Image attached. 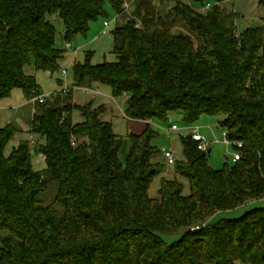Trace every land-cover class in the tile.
Wrapping results in <instances>:
<instances>
[{
    "label": "trees",
    "instance_id": "trees-1",
    "mask_svg": "<svg viewBox=\"0 0 264 264\" xmlns=\"http://www.w3.org/2000/svg\"><path fill=\"white\" fill-rule=\"evenodd\" d=\"M156 1L0 0V102L15 91L28 100L43 97L28 67L59 72L65 51L50 16L62 20L70 43L107 15L109 3L125 20L113 32L117 62L94 66L89 54L74 67V87L98 84L116 99L127 97L130 120L166 124L182 112L192 127L203 115L224 116L219 128L241 160L230 165L227 158L225 169L215 170L209 152L182 136L185 160L174 166L190 194L178 178H163L153 198L152 183L165 165L150 124L129 136L122 160L125 140L102 121L106 107L78 105L75 88L37 101L30 133L44 171L34 169L29 141L6 155L22 130L0 123V233H8L0 264H264V207L209 224L220 212L264 201V23L240 32L239 15L222 1L206 11ZM76 111L82 123H74ZM180 231L174 244L162 237Z\"/></svg>",
    "mask_w": 264,
    "mask_h": 264
},
{
    "label": "rangeland",
    "instance_id": "rangeland-1",
    "mask_svg": "<svg viewBox=\"0 0 264 264\" xmlns=\"http://www.w3.org/2000/svg\"><path fill=\"white\" fill-rule=\"evenodd\" d=\"M176 1L180 0H163L165 3L164 7H171ZM181 1L190 4L194 9L199 11H202L208 4L214 6L218 4L219 1H222L220 5H222L226 11L236 12L239 15L237 26L240 32L249 28L261 26L262 20L264 19V5L260 4V0ZM156 4L160 7V0H157ZM105 10L107 15L99 17L96 21L92 22L86 35L79 34L75 40L70 43L63 40L65 25L59 16L53 15L49 17L50 22L54 24L57 30V47L65 51L64 60L61 62V68L59 72L54 75L50 72L37 71L34 66L27 68L28 71H30L29 69L33 71L32 75L40 85L44 97L50 98L62 91L59 81L64 83V88H75L74 67L77 63L84 64L89 54H91V63L94 66L117 62V56L114 54L115 43L113 32L116 27L123 24L125 20L117 18L116 12L109 3H106ZM133 10L134 7H131L130 10H128V13L131 14ZM106 24H111V26L108 28L107 34L102 36V33L106 29ZM179 30L184 34H189V31L185 26H182ZM68 44L72 45V49L68 48ZM64 72H67V76L64 75ZM84 89L85 88H75V103L85 106L93 102L95 108L106 107V111L101 116V119L104 122L112 124L115 133L125 140L121 153L122 160H125L131 146L129 136L136 133L129 119L125 116L128 101L127 97L116 99L112 96L109 87L98 84L89 89L92 90L90 94H87ZM29 103L30 100H28L25 94L21 91H15L10 99L0 102L1 125L6 126L14 122L22 130V132L16 136L15 140L8 145L6 155L9 156L14 148H17L21 142L29 141L32 145V163L34 169L38 172H42L47 167L45 158L43 155L36 153L35 145H33L32 142L37 143L38 140L34 135L27 131V126L32 121L34 115L32 109L27 107L28 105H31ZM73 118L75 124L84 121L81 112L78 111L74 113ZM223 119L224 116L211 117L203 115L200 120L190 128L184 122L183 113L176 112L170 114L169 122L166 124L157 121L160 124V129L158 133L159 136L154 141V145L163 153L157 160L165 165V172L158 176L152 183L150 190L151 197L157 198L159 196V190L163 178L169 180L178 178L185 185L184 194H190V184L188 180L176 174L175 166L169 164V161L164 154L166 152H173L176 161L185 160L181 137L184 136L187 138L192 136L195 130H198L200 135L211 143V153L208 154V158L209 164L213 169L224 170L228 163L227 158L229 159V164H233L234 156L237 154L238 150L232 146V143L227 145L224 142V137L228 135V132L219 128V122ZM173 126H178L180 130L171 132L170 130ZM260 207H264V201L250 202L236 210L218 213L215 217L209 220V224L214 225L224 219H239L246 213ZM184 233L185 231H180L179 233L163 235L162 237L166 243L174 244L183 237ZM7 235V232L0 233V254L2 248L1 238Z\"/></svg>",
    "mask_w": 264,
    "mask_h": 264
},
{
    "label": "built area",
    "instance_id": "built-area-1",
    "mask_svg": "<svg viewBox=\"0 0 264 264\" xmlns=\"http://www.w3.org/2000/svg\"><path fill=\"white\" fill-rule=\"evenodd\" d=\"M124 6H125L126 10H129L132 5L130 3H128V2H126ZM209 8H210V5H208L205 9H203V11H206ZM105 26H106V29L102 33V36L107 34L108 28L111 26V24H106ZM68 48L72 49V45L68 44ZM64 75L67 76V72H64ZM66 90H68V88L67 87H65V88L63 87L62 91H66ZM89 92L90 91H88V93ZM45 98L46 97H44V96L40 97L38 99L33 98V99L30 100V104L31 105H35L37 101H40L41 103H43ZM178 130H180L178 126H173L172 127V131H178ZM192 137H193L194 141L198 142V144H199L198 145V149L201 152H203V153L209 152V150L211 149V143L209 141H207L203 136H201L198 130H195L193 132ZM224 142L227 145L231 144V142L227 139L226 136L224 137ZM236 146H237L238 149H242L244 145L242 143H237ZM165 157L168 159L170 165H175L176 159H175V154L173 152H166L165 153ZM241 158H242V153L240 151H238L237 154H235L233 161L237 162V161L241 160Z\"/></svg>",
    "mask_w": 264,
    "mask_h": 264
},
{
    "label": "crops",
    "instance_id": "crops-1",
    "mask_svg": "<svg viewBox=\"0 0 264 264\" xmlns=\"http://www.w3.org/2000/svg\"><path fill=\"white\" fill-rule=\"evenodd\" d=\"M221 7L223 8V6L221 5ZM205 9V8H204ZM238 21V20H237ZM263 23H264V19L262 20V25H263ZM30 71H28V69H27V73L28 74H30V75H32L33 74V71L31 70V69H29ZM63 89V88H62ZM85 91H86V93L87 94H90L91 92H92V90H89V89H84ZM88 91H90L89 93H88ZM30 104V103H29ZM28 108H31L32 109V112H33V114H34V112H35V106H32V105H28L27 106ZM129 121H130V123L132 124V126L134 127V129H135V132L136 133H134L135 135H140V134H142L145 130H146V128H147V126L150 124L151 125V127L153 128V130L154 131H156L157 133H159V129H160V124L157 122V121H152V122H144V121H137V120H130L129 119ZM30 124H31V122H30ZM30 124L27 126V131L28 132H30V128H31V126H30ZM189 127V126H188ZM191 128V127H190ZM171 132H173L172 131V128H171V130H170ZM179 131V130H178Z\"/></svg>",
    "mask_w": 264,
    "mask_h": 264
},
{
    "label": "water",
    "instance_id": "water-1",
    "mask_svg": "<svg viewBox=\"0 0 264 264\" xmlns=\"http://www.w3.org/2000/svg\"><path fill=\"white\" fill-rule=\"evenodd\" d=\"M209 153H211V149L209 150Z\"/></svg>",
    "mask_w": 264,
    "mask_h": 264
}]
</instances>
